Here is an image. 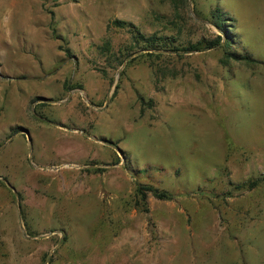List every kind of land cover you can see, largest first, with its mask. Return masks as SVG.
<instances>
[{"label": "rangeland", "instance_id": "obj_1", "mask_svg": "<svg viewBox=\"0 0 264 264\" xmlns=\"http://www.w3.org/2000/svg\"><path fill=\"white\" fill-rule=\"evenodd\" d=\"M0 264H264V0H0Z\"/></svg>", "mask_w": 264, "mask_h": 264}, {"label": "trees", "instance_id": "obj_2", "mask_svg": "<svg viewBox=\"0 0 264 264\" xmlns=\"http://www.w3.org/2000/svg\"><path fill=\"white\" fill-rule=\"evenodd\" d=\"M169 3L174 11V14L175 15H179L180 12H181V8L187 6V0H169ZM212 17H213V24L219 28L220 30H222L223 32H226L225 28H223V20H224V16L222 13H219L218 9L217 10H214L212 12ZM115 23L120 25V24H124L125 22L122 21V20H115ZM138 33V32H137ZM221 36L220 35H217L216 38H214L213 40H207V41H203V42H196V43H191L189 44L188 46L186 47H182V48H173L175 51H178L179 49H182L184 51H195V50H200V49H204V48H211V47H214L216 45H219L220 42H221ZM135 39L136 41L138 40H143L145 41L147 44L146 46L147 47H150L154 50L161 48L160 45L161 44H158L156 42V36L155 35H152L150 37H145L143 36L142 34H138V36H135ZM226 41L230 42L229 39H226ZM224 43L225 40H224ZM225 56H227V58H234V59H244L248 62H262V61H259L255 58H253V56L251 55V53L249 52H245L243 53L242 55L241 54H238V53H234V52H231V51H227L225 50ZM256 183V181H251L248 185H250L251 187ZM140 189V188H139ZM145 190L146 191H150L152 192V194L157 197V198H171L172 197V194L165 191V190H160L158 188H154L152 186H145ZM139 192L141 191L144 195V189H140L138 190Z\"/></svg>", "mask_w": 264, "mask_h": 264}, {"label": "water", "instance_id": "obj_3", "mask_svg": "<svg viewBox=\"0 0 264 264\" xmlns=\"http://www.w3.org/2000/svg\"><path fill=\"white\" fill-rule=\"evenodd\" d=\"M117 151L121 154V150H120V149L117 148ZM121 156H122V155H121ZM6 184H7L10 188H12L7 182H6ZM12 190L14 191L13 188H12Z\"/></svg>", "mask_w": 264, "mask_h": 264}]
</instances>
